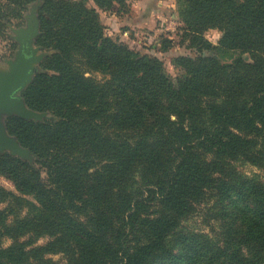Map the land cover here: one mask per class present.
Returning <instances> with one entry per match:
<instances>
[{
	"label": "trees",
	"instance_id": "16d2710c",
	"mask_svg": "<svg viewBox=\"0 0 264 264\" xmlns=\"http://www.w3.org/2000/svg\"><path fill=\"white\" fill-rule=\"evenodd\" d=\"M32 1L0 0V34ZM114 3L127 4L38 7L35 43L52 52L21 95L55 119H5L36 161L0 153L14 188L0 185V264H264V184L234 166L264 170V0H180L199 54L172 57L175 81L158 56L105 34L99 10ZM211 195L220 241L180 228Z\"/></svg>",
	"mask_w": 264,
	"mask_h": 264
},
{
	"label": "rangeland",
	"instance_id": "374dc122",
	"mask_svg": "<svg viewBox=\"0 0 264 264\" xmlns=\"http://www.w3.org/2000/svg\"><path fill=\"white\" fill-rule=\"evenodd\" d=\"M42 0H33L28 3L19 18H12L5 22L6 28L0 34V73H7L10 69V63L14 61L17 53L22 50V42H26L32 48H36V55L40 57L39 61L33 62L32 74L38 70L43 58L52 51L43 49L35 43V38L39 33L38 7ZM180 0H126L127 4L120 7L114 3L109 9L99 10V16L104 24L105 34L109 37L122 41L131 47L147 55L158 56L175 81L180 78L182 73L179 67L172 63V57L177 55H198L199 52L193 46H190L187 37L184 36L183 24L177 14L178 2ZM89 5H93L91 1ZM221 31L217 28H209L203 32V36L212 45H217L221 36ZM169 43H164V40ZM24 44V43H23ZM167 45L166 50L162 48ZM204 50L203 53H208ZM221 61H227L229 57L216 52ZM230 56V54H227ZM31 74V75H32ZM94 76L101 79V75L96 73ZM21 95V92L19 93ZM22 96V95H21ZM36 111V110H35ZM43 112L39 121L45 119H55L48 111ZM9 116V115H8ZM6 115H2L4 120ZM21 145V144H20ZM22 146V145H21ZM10 151L8 149L0 150V153ZM14 156L35 165L36 156L31 153ZM236 170L242 175L254 178L264 184V170L256 165L250 164L243 159L234 161ZM0 185L7 189L14 190L12 183L0 176ZM31 199V196H27ZM222 207L214 196H208L203 201L195 204L194 211L183 218L181 229L187 232H201L210 238L220 241L222 238L221 220L218 218L217 211ZM25 209V207L21 208ZM22 210L21 213H24ZM47 240V237H41L37 244ZM9 240H4L8 243ZM50 257L59 262H64L61 253L50 255Z\"/></svg>",
	"mask_w": 264,
	"mask_h": 264
},
{
	"label": "water",
	"instance_id": "95a60500",
	"mask_svg": "<svg viewBox=\"0 0 264 264\" xmlns=\"http://www.w3.org/2000/svg\"><path fill=\"white\" fill-rule=\"evenodd\" d=\"M21 49L14 61L10 63L9 71L5 74L0 73V150L8 149L9 154L13 156L31 152L28 148L21 146L16 137L7 131L2 115H16L26 120L39 121L41 115L44 114L29 108L19 94L32 80L31 64L40 59L36 55L37 49L32 48L26 42H22Z\"/></svg>",
	"mask_w": 264,
	"mask_h": 264
}]
</instances>
